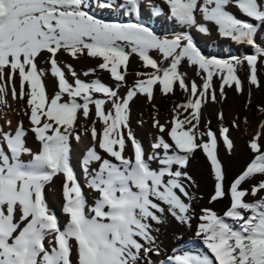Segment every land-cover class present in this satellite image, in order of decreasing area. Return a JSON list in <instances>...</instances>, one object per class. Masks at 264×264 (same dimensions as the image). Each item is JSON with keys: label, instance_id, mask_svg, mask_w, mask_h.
Wrapping results in <instances>:
<instances>
[{"label": "snow or ice", "instance_id": "6c2138e0", "mask_svg": "<svg viewBox=\"0 0 264 264\" xmlns=\"http://www.w3.org/2000/svg\"><path fill=\"white\" fill-rule=\"evenodd\" d=\"M161 16L174 25L171 33L151 26ZM209 24L249 51L203 54L191 31L210 35ZM262 28L264 0H0V105L10 93L23 117L14 130L11 121L8 131L0 128V264H264V121L247 142L249 162L230 184L218 152L222 144L234 153L231 129L239 125H226L222 112L217 130L210 120L202 125L209 101L225 100L226 89L244 92L241 70L249 89L264 87ZM61 56L98 61L82 72L94 78L81 79ZM132 56L145 71H135L129 85ZM184 63L195 68L199 84L187 81ZM101 71L111 85L97 76ZM177 88L186 99L174 102L171 117L161 122L155 93L168 97ZM138 97L153 108L149 149L131 127ZM30 134L36 149L28 146ZM86 134L82 184L72 153ZM197 151L213 180L209 203L229 199L222 214L201 208L197 215L193 207L187 168ZM56 179L62 181L63 224L47 201ZM85 189L95 194L91 204ZM173 220L193 235L176 237L178 246L166 254L158 234Z\"/></svg>", "mask_w": 264, "mask_h": 264}, {"label": "rangeland", "instance_id": "374dc122", "mask_svg": "<svg viewBox=\"0 0 264 264\" xmlns=\"http://www.w3.org/2000/svg\"><path fill=\"white\" fill-rule=\"evenodd\" d=\"M147 2V0H146ZM153 3H161V0H152ZM162 7H165V11H167L166 6L161 4ZM143 16L145 20L149 15L148 10L146 8L142 9ZM98 16H102L105 19L109 20H123V17H115L108 12H97ZM151 26L158 34H166L171 33L174 30V25L169 24L164 16L159 17L157 20L151 22ZM210 28L211 34L210 35H202L196 29H192L191 34L194 37V41L197 46L202 50L203 54L208 56H218L220 58H225L229 54H239L242 51H249V49L244 48V46H237L235 43L231 42L228 39H222L217 34V29L212 26L208 25ZM259 41L264 43V28L261 29L259 37ZM153 57L156 59H160L156 53H152ZM98 61L93 59H80L78 63L71 64L74 69L81 73V79H91L94 77L85 78L82 75L83 71L88 70L89 68L95 67ZM166 66V65H165ZM40 67L47 68L48 65L44 63L43 58L40 61ZM130 74H134L135 71H145L141 67V62L138 60L137 57L132 56L130 58ZM182 72L186 73V79L188 82L195 80L198 84L200 83V78L196 75V70L194 67L189 66L187 63H184L180 69ZM129 74V75H130ZM239 75L242 80L245 81L244 83V92L242 94H237V92L233 89H226V99L218 102L212 103L208 102L206 106L203 107V123H207V121H211L210 127L214 130L218 128V113L222 112L224 117V123L226 125H231L233 120L237 122H241L244 120L248 113H251L250 118L253 123V130H258V126L261 121H264V113L259 111L260 107H264V87L256 89L252 87L249 89L247 82H246V74L244 70L239 72ZM97 76L106 82V84L111 85L112 80L108 73L106 72H98ZM260 79L264 81V69L260 70ZM128 80V79H127ZM133 79L128 80L129 85L133 82ZM47 91L49 94H53L55 91V80L50 75L45 80ZM18 86V80H17ZM215 86L217 89L219 88V81H215ZM124 92V90H123ZM249 92L251 95L249 96ZM123 94V93H122ZM218 95V93H217ZM11 94L6 97L7 105H0V118L5 116L6 114L17 115L16 113L21 109L22 105L19 101H14V106L11 105ZM12 98V97H11ZM230 98H232V102L229 103ZM186 97L183 95L182 91L177 88L175 95H169L168 97L162 96L159 92L155 93L153 103L158 108L159 115L167 116L168 118L171 117V105L172 103H180L184 102ZM219 99V95H218ZM250 101V103H249ZM167 104V105H166ZM165 108L166 110H159V108ZM168 108V109H167ZM131 127L135 132L136 125H139L137 122L139 120L143 121H150L151 116L153 115V108L150 104H148L143 97H138L134 100L131 104ZM80 123L82 125L87 124L90 126L91 121L85 122L83 118H81ZM245 187V186H244Z\"/></svg>", "mask_w": 264, "mask_h": 264}, {"label": "bare ground", "instance_id": "6f19581e", "mask_svg": "<svg viewBox=\"0 0 264 264\" xmlns=\"http://www.w3.org/2000/svg\"><path fill=\"white\" fill-rule=\"evenodd\" d=\"M134 75L130 74L127 79H133ZM106 84L105 81L102 80ZM123 93V90H121ZM10 94V93H9ZM10 103L14 106V101L11 97ZM232 98H230L229 103L232 102ZM167 105V104H166ZM173 103L171 105V108ZM158 109V108H157ZM166 110L165 108H159V110ZM168 109V108H167ZM248 113L247 122L244 120L241 122H237L239 125L236 129H231V138L234 140L235 149L234 153L229 155L223 145L219 146V158L223 163L224 170L226 172V184H230V182L242 171V169L246 166V164L250 160L249 149L247 147L248 140L256 134V130H253V123L251 121L250 115ZM22 115H12L6 114L2 118H0V128H3L4 131L9 130V125L6 121H11V129H15L19 120L22 119ZM161 122H164L165 119H168L167 116L159 115ZM170 118V117H169ZM25 127L28 125L27 119H24ZM218 128L214 129L217 130ZM136 137L142 142L145 149H149L152 137L154 135V130L151 128V119L150 121H144V124L141 126L136 125L135 127ZM28 146L36 149L38 147L37 142H35L30 134L28 136ZM90 146V135H84L82 137V142L79 144L73 145V153H72V164L75 168V171L78 175H80L81 183L83 184V176L81 175V169L79 167V159L81 158L84 151H86L87 147ZM189 175L192 177L194 184H192L189 188L190 193L196 197L193 200V207L195 209L196 214H199V210L201 208H211L216 211L218 214H222L227 206L229 205V199L225 198L221 201L209 203V199L211 194L213 193V180L210 175L209 165L207 163L206 157L202 152L197 151L193 158L190 161V164L187 168ZM248 187V185H244ZM87 198L89 203L94 202V193L85 189ZM47 201L50 207L56 212L60 222L63 224L65 221V216L62 214V181L59 179L55 180L54 186L51 191L47 192ZM197 221L193 220V229L195 228ZM193 235L192 230H187L186 228L178 225L174 220L170 223L161 227L159 236V242L161 244V248L164 250L166 254H170V250L173 247L178 246L176 237H182L184 241H188L189 238ZM164 257H153V259H163Z\"/></svg>", "mask_w": 264, "mask_h": 264}, {"label": "crops", "instance_id": "0c3cea01", "mask_svg": "<svg viewBox=\"0 0 264 264\" xmlns=\"http://www.w3.org/2000/svg\"><path fill=\"white\" fill-rule=\"evenodd\" d=\"M59 59H60L61 61H63V62L68 63V64H75V63H78L77 60H73V59H71V58H69V57H67V56H61V57H59Z\"/></svg>", "mask_w": 264, "mask_h": 264}]
</instances>
